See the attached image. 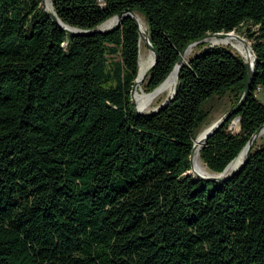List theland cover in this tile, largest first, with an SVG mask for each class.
<instances>
[{"label": "trees", "instance_id": "16d2710c", "mask_svg": "<svg viewBox=\"0 0 264 264\" xmlns=\"http://www.w3.org/2000/svg\"><path fill=\"white\" fill-rule=\"evenodd\" d=\"M51 2L86 33L67 34L42 0H0V264H264V144L222 181L187 174L207 104L230 93L237 106L247 62L200 43L173 99L138 112L135 20L87 34L125 11L139 15L157 55L146 93L205 36L247 39L248 96L200 148L219 174L264 125V0Z\"/></svg>", "mask_w": 264, "mask_h": 264}, {"label": "water", "instance_id": "95a60500", "mask_svg": "<svg viewBox=\"0 0 264 264\" xmlns=\"http://www.w3.org/2000/svg\"><path fill=\"white\" fill-rule=\"evenodd\" d=\"M41 6H42V9L47 13V15L49 16V18L53 21V23H55L56 25H58V26H59L61 29H63L67 34L73 36V35L78 34V33H86L85 31H81V30H78V29H76V28L70 27V26L64 24L61 20H59V18L56 16V14H55V12H54V10H53L52 2H51V8H52L51 10H48V9L46 8V6H45V0H42ZM127 16H128V17H131V18H133V19L135 20V23H136L137 27L139 28V34H140V36H141V39L144 41V44H145V46L147 47V49H148L149 51H151V52L154 54V59H153V62H152V64H151V66L149 67V69H148V70L146 71V73L143 75V77L141 78V80L138 82L137 79H136L134 85L132 86V89H131V101L135 104V102L133 101V92H134V89H135V87L137 86V84H139V83L142 84V82H143V81L149 76L150 72L153 70L154 66L156 65V62H157V55H156V52H155V50H154V48H153V46H152V44H151V42H150V40H149V38H148V35H147L146 33H144V34L141 33V31H140V27H139V23H138V20H137V18H136V14H134V13H132V12H130V11L128 10V11H125V12H123L122 14H120V15H118V16L113 17L114 19H116V24H115V26L118 27L119 24H120V21H121L124 17H127ZM113 18H111V19H113ZM108 21H109V20H108ZM105 23H106V22H105ZM102 25H103V24H102ZM102 25H101V26H102ZM101 26H100V27H101ZM100 27H98V28L95 29V30H92V31L88 32L87 34H92V33H94V32H100V31H102V29H100ZM229 34H231V33H214V34H209V35L205 36L204 38L198 40L197 42L191 44L190 46H188V47L183 51V53H182V55L180 56V58H179L177 64L175 65L173 71L171 72V73H173L174 71H176V80H177V81H176V85H175L174 91H173L172 95H171L168 99H166L164 102H162V103L159 105V107L165 106V105H166L171 99H173V97H174L175 94H176V88H177V84H178V75H179V71H180V69H181V67H182V65H183V63H184V61H185V60L183 59V54H184L187 50H189V49L192 50V48H193L194 46H196V45H198V44H200V43L206 41L208 38H224V37L228 36ZM141 39H140V41H141ZM237 39L240 40L241 42H243V44H245V46L249 47V49H250L251 52H252L251 46L247 43V41H246L245 39H243V38L240 37V36H237ZM211 47H212V46H211ZM254 62H255V57H254V55H253V53H252V57H250L249 61L247 62L248 67H247L246 86H245V90H244V93H243V95H242V98H241L240 102H239V103L237 104V106L234 107L229 113H227V114L223 117L222 120H220L218 123L214 124L213 127H212V129H210V130L206 133V135L204 136V138H203V140H202V146L204 145V143L206 142V140H207V139H208L213 133H215V132H216V131H217L222 125H224L225 122L228 121V119H229L231 116H233V115L236 113V111L238 110V108L244 103V101H245L246 97L248 96V93H249V91H250V89H251L252 83H253L254 68H255V67H254ZM171 73H170V74H171ZM167 78H168V77H167ZM167 78H166V79H167ZM165 81H166V80H165ZM165 81H164V82H165ZM164 82H163V83H164ZM163 83H162V84H163ZM162 84H161V85H162ZM158 88H159V87H157L154 91H156ZM154 91H153V92H154ZM135 108H136V110H137L138 112H141V111H139V110L137 109L136 106H135ZM155 111H156V110H154L153 112H155ZM263 128H264V125L261 126L259 129H257V130L255 131V133L252 135V137L250 138V140L248 141V143L246 144V146H245V147L243 148V150L240 152V154H241L242 152H245V158H244V160L241 162V164H240L237 168L234 169L233 172H231V173H229V174H226L228 167L230 166V164H231L234 160H233V161H232V162H231V163H230V164L224 169V171H223L222 173H219V174L214 173V174H216V176H201V175L192 174V165H191V170H190L187 174L192 175V176L197 177V178H200V179L212 180V181H222V180H224L225 178H227V177H229V176H231V175L237 173V172H238V171L244 166V164L246 163V161H247V157H248V155H249V153H250V151H251V148H252V146H253V144H254V141L257 139V137H258L259 134H260L261 129H263ZM193 152H194V145H193V149H192L191 156H190V163H191V164H192V156H193ZM240 154H239V155H240Z\"/></svg>", "mask_w": 264, "mask_h": 264}, {"label": "bare ground", "instance_id": "6f19581e", "mask_svg": "<svg viewBox=\"0 0 264 264\" xmlns=\"http://www.w3.org/2000/svg\"><path fill=\"white\" fill-rule=\"evenodd\" d=\"M45 6L48 10H51V0H45ZM136 18L138 20L139 23V27H140V31L142 34L145 33L146 30V26L144 24L143 19L136 15ZM116 24V19H110L109 21H107L106 23H104L100 29L102 28H107L111 25L115 26ZM112 26V27H113ZM110 27V28H112ZM108 28V29H110ZM105 30V29H102ZM213 43H223V44H231L232 41L236 40L238 42H240L238 45H236L237 49L247 58L250 59V57L252 56V52L249 49V47L245 46V44H243V42H241L240 40L237 39V36L234 34H229L228 36L224 37V38H211ZM190 50H187L184 54H183V59L185 60L189 53ZM151 56H147L144 55L143 53L140 54V58H139V70H138V77H137V81L139 82L141 80V78L143 77V75L146 73V71L149 69V67L151 66L153 59H154V54L150 51ZM176 71H174L173 73H171L168 78L166 79V81L159 86V88L150 93L147 94L145 96H141L138 92V87L141 86V84H137V86L134 89L133 92V101L135 102V104H138L139 107V111L145 110L147 108H149V106L151 105V103H153V101L158 98V96L162 95V93H164L165 91H169L170 94L172 95L175 85H176ZM174 87V88H173ZM170 95V96H171ZM169 96V97H170ZM168 97V98H169ZM167 98V99H168ZM137 107V106H136ZM212 129V127L207 128L205 131H203L201 134H199L195 140L194 143V152H193V156H192V174H196V175H201V176H216V174H211L209 171H207L205 169V167L202 164V161L200 159V148L202 146V140L204 138V136L206 135V133L209 131V129ZM264 134V128L261 129L260 131V135ZM258 136V137H259ZM245 158V152H242L240 155H238V157L230 164V166L227 169L226 174H229L231 172L234 171L235 168H237L241 162L244 160Z\"/></svg>", "mask_w": 264, "mask_h": 264}, {"label": "rangeland", "instance_id": "374dc122", "mask_svg": "<svg viewBox=\"0 0 264 264\" xmlns=\"http://www.w3.org/2000/svg\"><path fill=\"white\" fill-rule=\"evenodd\" d=\"M139 16V15H138ZM144 21V20H143ZM145 24V22H144ZM147 29V28H146ZM146 32V30H145ZM231 34H234L236 36H240L243 39H245L243 36H241L239 33H235V32H231ZM247 41V39H245ZM240 42L234 40L232 41L231 44H223V43H213L211 38H208L206 41L202 42V44L207 45V47H214V46H219V47H225V48H230L233 52H235L236 54H238L240 57H242L246 62L249 61V59H247L236 47V45H238ZM247 43L250 45V43L247 41ZM140 47H141V51L140 54L143 53L144 55L147 56H151L150 51L147 49V47L144 44V41L141 40L140 41ZM197 52H199V50L197 49V45L194 46L192 48V50H190V53L188 55V57L185 60H188L189 57L193 56L194 54H196ZM252 57V56H251ZM140 58V57H139ZM174 88V87H173ZM138 92L141 96H145L147 94L150 93H146L144 91V87L143 85H141L140 87H138ZM170 92L169 91H165L164 93H162V95L158 96V98H156L153 103H151V105L149 106V108L142 110L141 112H150L155 110L162 102H164L169 96H170ZM256 97L257 99L264 104V91L262 90H258L256 93ZM234 102V97L228 93L226 96L222 97V98H215L213 99L211 102H209L206 106V109L209 111V117L207 119V121L205 122V124L198 130L196 138L199 134H201L203 131H205L207 128L209 127H213L214 124L218 123L220 120L223 119V117L229 113L232 109V105ZM135 106L138 107V104L136 103ZM237 120L233 121V123L231 124L230 129H232L233 131H236L237 129ZM211 129V128H210ZM209 129V130H210ZM255 146L259 147L262 144H264V134L260 135L259 137H257V139L254 141ZM203 164V163H202ZM205 167V169L207 171H209L205 165H203ZM211 174H213V172L209 171Z\"/></svg>", "mask_w": 264, "mask_h": 264}]
</instances>
